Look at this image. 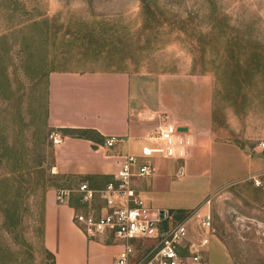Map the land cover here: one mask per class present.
<instances>
[{
	"label": "rangeland",
	"instance_id": "1",
	"mask_svg": "<svg viewBox=\"0 0 264 264\" xmlns=\"http://www.w3.org/2000/svg\"><path fill=\"white\" fill-rule=\"evenodd\" d=\"M89 69L213 75L217 125L254 169L196 206L211 217L206 260L264 264V0H0V147L19 144L26 159L12 170L0 154V183L20 172L10 183L25 189L14 227L0 214V264H53L43 196L66 179L52 168L47 76Z\"/></svg>",
	"mask_w": 264,
	"mask_h": 264
},
{
	"label": "crops",
	"instance_id": "2",
	"mask_svg": "<svg viewBox=\"0 0 264 264\" xmlns=\"http://www.w3.org/2000/svg\"><path fill=\"white\" fill-rule=\"evenodd\" d=\"M214 97V77L207 72H49L46 121L60 134L52 168L71 189L65 202L57 201L54 188L46 189L43 196L42 242L54 264H111L116 259L122 240L110 229L88 236L74 214L100 215L107 210L103 197L96 194L84 201L77 187L86 182L95 190L102 188L115 177L127 154L152 167L149 174H134L131 186L150 208L168 212L163 228L174 225L218 187L252 174L251 157L222 136L226 132L217 125ZM166 122L186 131L190 143L185 156L143 157L141 147L155 146L150 136ZM61 128L85 130V134H63ZM110 136L117 140L107 147L104 142ZM173 213L181 215L176 218ZM188 232L191 238L200 236L197 222L188 224ZM146 241H132L136 252L131 262L144 251Z\"/></svg>",
	"mask_w": 264,
	"mask_h": 264
},
{
	"label": "built area",
	"instance_id": "3",
	"mask_svg": "<svg viewBox=\"0 0 264 264\" xmlns=\"http://www.w3.org/2000/svg\"><path fill=\"white\" fill-rule=\"evenodd\" d=\"M186 131L179 130L172 122L159 126L150 136L155 146L147 144L141 147L143 157L158 154L163 157H184L190 140ZM54 141L59 135L52 134ZM117 137L106 138L105 146H111ZM264 147V141L261 142ZM136 169L133 170V167ZM152 172L149 163H139L134 155H125L120 162V168L115 177L106 182L100 189L91 188L86 182H81L77 191L81 199L91 200L96 194L105 199L107 210L100 215L75 212L74 220L90 237L101 234L110 229L117 238L122 240V248L111 264H208L206 260V245L209 243L208 229L211 227V217L205 204L196 207L169 228L161 225L168 218L166 210L153 209L144 203L131 186L134 174L144 175ZM255 183L259 181L255 179ZM71 189L60 187L55 195L58 202H65ZM196 221L201 229L200 236L191 238L188 224ZM162 223V224H161ZM153 240L150 247L144 246L141 257L130 261L136 248L133 240ZM227 264H238L230 261Z\"/></svg>",
	"mask_w": 264,
	"mask_h": 264
},
{
	"label": "trees",
	"instance_id": "4",
	"mask_svg": "<svg viewBox=\"0 0 264 264\" xmlns=\"http://www.w3.org/2000/svg\"><path fill=\"white\" fill-rule=\"evenodd\" d=\"M58 130L61 131L63 134H69V135L81 136L85 134V130H76L69 128H61ZM0 149H1L0 154L2 155V158H4V162L12 170L13 169L16 170L17 166L26 160L25 156H23L22 153V147L19 144H14V145L12 144L10 146L4 144L1 145ZM16 154L18 155L16 156ZM1 160L3 161V159ZM18 174L21 173L18 172ZM18 174L6 178L5 183L3 182L0 183V214L3 216V224L6 225L7 227H14L15 223L18 222L17 218L19 216V211L22 208V199H23L22 196L25 189H22V186H20V184L15 185L10 183L12 181L19 183L18 180L20 179L21 175ZM41 216L43 217V206H42ZM42 219H41V223H42Z\"/></svg>",
	"mask_w": 264,
	"mask_h": 264
}]
</instances>
